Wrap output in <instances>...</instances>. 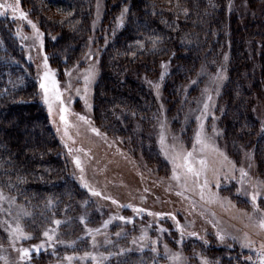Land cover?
<instances>
[{
  "label": "trees",
  "instance_id": "trees-1",
  "mask_svg": "<svg viewBox=\"0 0 264 264\" xmlns=\"http://www.w3.org/2000/svg\"><path fill=\"white\" fill-rule=\"evenodd\" d=\"M1 2L6 9L0 11V264H131L117 260L123 250L113 246L131 231L149 229L177 232L172 239L182 246L187 234L218 252L229 250L226 264L244 263L248 249L237 236L222 232L217 239L225 243L212 245L191 228L186 188L163 193L160 182L171 157L163 128L160 135L149 129L170 114L178 121L191 97L212 87L201 108L203 124L214 122L221 141L236 143L248 164L257 162L264 139V0ZM91 62L97 77L89 119L123 146L104 145L105 154L92 135L87 136L92 145H80L120 209L96 202L81 181L40 96L37 78L45 72L59 85L66 67ZM131 206L156 219L128 220L124 210ZM68 225L74 228L62 230ZM150 246L140 239L124 254L135 261Z\"/></svg>",
  "mask_w": 264,
  "mask_h": 264
},
{
  "label": "rangeland",
  "instance_id": "rangeland-1",
  "mask_svg": "<svg viewBox=\"0 0 264 264\" xmlns=\"http://www.w3.org/2000/svg\"><path fill=\"white\" fill-rule=\"evenodd\" d=\"M0 4L3 3L1 2ZM5 7L4 5L3 8H0V11L5 12ZM125 9H122V13L119 15L120 20L125 18ZM96 77L97 66L95 62L83 66L66 67L62 73L59 85L57 84L60 93L59 100L55 98L50 80L45 81L44 76L37 79H39V83L44 82L49 85L48 102H45V93L41 87L40 96L59 137L71 149L70 155L81 181L88 185L92 193H96V202H108L114 206V209H120L121 207L118 203L108 199L109 192L104 179L97 174V168L91 163L87 151L80 145L81 142L86 145L88 143L92 145L90 144L92 142L87 138V136L92 135L94 142H98L96 143L98 149H101L104 153L106 151L104 145L108 148L115 144L119 148L123 146L122 143L117 141L119 139L113 137V135L107 136L99 132V129L89 119L92 116L94 107ZM220 78L221 76L218 80ZM212 90V87L207 88L206 86L195 98L191 97L193 102L184 105L182 108L184 114L179 116L178 121H174L175 117L170 114L167 122L158 120V125L149 129L159 132L160 135V128H163L161 130L165 140L163 144L166 152L169 153V158L171 157L172 165L168 162L167 166H169V169H163L165 171L164 176L167 177L166 180L169 179V186H167L166 180L160 182V186L166 195L174 194L176 190H181L182 188H186L185 191L189 190L188 193H185L184 190L182 191L192 198H187V208H184L192 219L191 228L206 235L204 236L205 239L211 242L212 245L225 243V240L217 239L218 234L222 232L224 235L233 234L248 249L245 258L243 257L242 261L244 263L242 264H264V228L260 227L261 221H264V139L261 140L258 146L259 149L257 148V153L259 154L257 162L254 160V162H249V164V158L246 161L243 159L245 155L240 152L241 149L240 147L238 148L236 143L230 146L221 141V136H218L219 128L214 122L203 124L204 113L201 108L202 105L206 104V99L208 95L212 94ZM158 96L160 100L163 97L161 93ZM181 106V101H177L176 108L180 109ZM62 115L65 117L64 120L61 119ZM93 129L97 131H93ZM113 132L118 133V130ZM93 137L91 138L93 139ZM149 142L148 144L150 145ZM189 152L192 155L188 157V162L195 172L200 173L199 175H194L193 172L188 171L184 157ZM147 153L152 157V152L147 150ZM178 153L179 155H177ZM77 160L79 164H77ZM201 160L206 162L204 166L201 165ZM241 170L246 175H242ZM244 176L248 177L249 183H244L243 185V180L241 179ZM123 191H127V188ZM253 195L256 196L255 200L252 199ZM134 197L136 198V196ZM246 198H250V200ZM125 199L128 198L125 196ZM92 205L93 212H96V204ZM124 213L129 217L128 220H135L134 223L140 220L145 222L149 219H156L151 214L135 208L124 210ZM205 220H207L209 225L203 224ZM170 223L167 222V224ZM68 227L71 229L73 225H68L62 230L68 229ZM20 230H22L21 235L28 237L24 226H21ZM175 234L177 232L166 233L164 231L160 233V231L154 232L150 231V229L143 230L142 233L131 231L126 237L119 240L112 249L116 251L123 250V254L117 260L124 258V261L127 260L131 264H226L223 260L226 257L228 259V256L232 254L229 250L218 252L212 249L211 245L196 242L197 240L187 234L183 237L187 240V242L185 241L187 244L179 245L172 239ZM135 236L137 237L135 238ZM140 239L144 243L150 242L153 245L152 248L150 246V249L147 250L153 254L147 253L149 256H146L147 254L142 255L145 251L141 250L139 252L141 258L135 261L131 260L130 253H124L127 250L130 252L129 250L137 242H140ZM144 245L149 248V244ZM167 247H170V255L173 258L170 261L165 257L168 250ZM17 252L19 251H16V255H18ZM157 252H161L160 255ZM151 258H153V261ZM234 263L238 264L236 260H234Z\"/></svg>",
  "mask_w": 264,
  "mask_h": 264
},
{
  "label": "snow or ice",
  "instance_id": "snow-or-ice-1",
  "mask_svg": "<svg viewBox=\"0 0 264 264\" xmlns=\"http://www.w3.org/2000/svg\"><path fill=\"white\" fill-rule=\"evenodd\" d=\"M3 7H4V5H3V4H0V8H3ZM8 7H9V8H13L12 5H8ZM13 11H15V8H13ZM21 17L26 18V14H24L23 12H21ZM29 23H31V22L29 21ZM33 27H35V25H33ZM45 67L47 68V61H46V58H45ZM44 79H45V81H48V80L51 81V89H52V91H53L54 94H55V98H56L57 100H59V99H60V93H59V90H58V87H57V81L54 79V77L51 76V73H50V72H45V74H44ZM86 79H87V78H86ZM40 87L44 90V93H45V102L47 103V102H48L47 97H48V93H49V85L46 84V83H44V82H42V83L40 84ZM205 107H207V105H205ZM65 111H66V110H65ZM80 118H81V119H85L84 117H80ZM61 119L64 120L65 117L62 115V116H61ZM93 131H97V130H96V129H93ZM177 155H179V153H178ZM191 155H192V153L189 152V153H187V156L184 157L185 162H186L187 167H188V171H189V172H193L194 175H199L200 173H199V172H195V171L193 170V168L191 167V164L188 162V157H191ZM200 163H201L202 166H204L206 162H205L204 160H201ZM77 164H79V161H78V160H77ZM241 172H242V175H246V173H243V170H241ZM94 194H96V193H94ZM252 199L255 200V199H256V196L253 195V196H252ZM121 219H123V217H121ZM56 223L59 224L60 222H59V221H56ZM260 227H261V228H264V221H261V223H260ZM44 235H45V236H48V232H45ZM27 253H28V250H25V254H27Z\"/></svg>",
  "mask_w": 264,
  "mask_h": 264
}]
</instances>
